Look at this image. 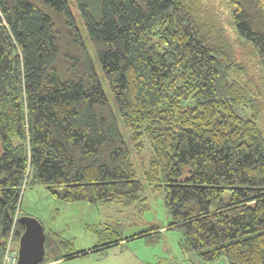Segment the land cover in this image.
Here are the masks:
<instances>
[{"label":"trees","instance_id":"1","mask_svg":"<svg viewBox=\"0 0 264 264\" xmlns=\"http://www.w3.org/2000/svg\"><path fill=\"white\" fill-rule=\"evenodd\" d=\"M221 1L235 37L212 0H73L109 102L68 0H0V264L13 224L16 244L23 231L27 183L70 202H136L144 139L143 175L164 191L181 250L264 264V0ZM117 235L72 251L45 231L38 264L128 238Z\"/></svg>","mask_w":264,"mask_h":264},{"label":"rangeland","instance_id":"2","mask_svg":"<svg viewBox=\"0 0 264 264\" xmlns=\"http://www.w3.org/2000/svg\"><path fill=\"white\" fill-rule=\"evenodd\" d=\"M68 1L103 90L111 102V95L99 63L87 40L83 24L76 15L75 4L73 0ZM212 2L220 14L225 29L231 37H235L230 7L221 0H212ZM132 155L137 176L142 184L139 199L133 203L127 204L119 201L89 203L85 200L70 202L55 196L44 185L27 183L24 186L20 200L22 215L37 218L46 232H55L60 238L72 241L70 246L72 251L91 248L98 242L101 235L107 238L118 236L117 234L121 237H128L104 250L62 260L57 264H154L157 262L200 264L196 256L181 250L180 230L168 228L170 213L165 205L164 191H152L151 185L144 178V169L153 155L149 141L144 139L143 151L137 154L132 153ZM227 198L228 194H225L224 199ZM153 224L162 227L161 234L157 238L132 237L135 233L149 229ZM223 262L225 259L221 258L215 264H223Z\"/></svg>","mask_w":264,"mask_h":264},{"label":"water","instance_id":"3","mask_svg":"<svg viewBox=\"0 0 264 264\" xmlns=\"http://www.w3.org/2000/svg\"><path fill=\"white\" fill-rule=\"evenodd\" d=\"M23 225L17 243V261L15 264H38L45 257V230L41 222L29 215H20Z\"/></svg>","mask_w":264,"mask_h":264},{"label":"built area","instance_id":"4","mask_svg":"<svg viewBox=\"0 0 264 264\" xmlns=\"http://www.w3.org/2000/svg\"><path fill=\"white\" fill-rule=\"evenodd\" d=\"M14 224L8 234L6 243L4 245V253L1 264H15L17 261V244L14 245Z\"/></svg>","mask_w":264,"mask_h":264},{"label":"crops","instance_id":"5","mask_svg":"<svg viewBox=\"0 0 264 264\" xmlns=\"http://www.w3.org/2000/svg\"><path fill=\"white\" fill-rule=\"evenodd\" d=\"M214 264H215V263H214ZM223 264H227L226 260H225V262H223Z\"/></svg>","mask_w":264,"mask_h":264}]
</instances>
